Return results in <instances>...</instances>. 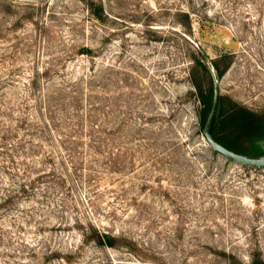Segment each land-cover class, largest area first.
Masks as SVG:
<instances>
[{"label":"rangeland","instance_id":"374dc122","mask_svg":"<svg viewBox=\"0 0 264 264\" xmlns=\"http://www.w3.org/2000/svg\"><path fill=\"white\" fill-rule=\"evenodd\" d=\"M93 2L0 0V264H264V168L205 142L196 62L264 114V0Z\"/></svg>","mask_w":264,"mask_h":264},{"label":"trees","instance_id":"16d2710c","mask_svg":"<svg viewBox=\"0 0 264 264\" xmlns=\"http://www.w3.org/2000/svg\"><path fill=\"white\" fill-rule=\"evenodd\" d=\"M82 2L87 5L90 15L92 14L96 19L100 20L102 17L101 14L103 13L102 6L98 7L100 9L99 11L98 8H93V0H82ZM180 14L186 19V27L190 28V13L181 10ZM93 53L94 51L89 47H84L78 51V54L86 55L90 57V59L94 58ZM196 62L202 72L209 78V86L205 93L197 86L200 100L203 104L200 121L204 130L212 106L213 84L207 65L201 60H197ZM211 64L215 70L216 77L220 79L223 71L219 69L215 60L212 59ZM212 136L214 141L230 151L246 156H259L264 153V150L260 147V142L264 140V114L254 113L236 103L224 109L222 106V97L220 95L218 115ZM213 154L216 153L213 151ZM26 188L27 187L24 186L23 190L25 191ZM82 236L84 242L93 241L99 246H108L112 248L117 247L119 245L118 241L124 239L123 237L121 238L110 232H106L104 229L94 224H90L85 232L82 233ZM125 246L130 247V245ZM72 259L73 257L68 259L67 262H71L69 260Z\"/></svg>","mask_w":264,"mask_h":264},{"label":"water","instance_id":"95a60500","mask_svg":"<svg viewBox=\"0 0 264 264\" xmlns=\"http://www.w3.org/2000/svg\"><path fill=\"white\" fill-rule=\"evenodd\" d=\"M206 59V57H205ZM209 73L212 79L213 84V94H212V106L207 118L204 130H203V138L205 142L211 147V149L216 153L229 161L238 163L240 165L246 167H253L256 169L264 168V153L259 156H246L242 154L235 153L233 151L228 150L227 148L223 147L213 139V130L216 123L218 109H219V102H220V92L218 87V78L216 77L215 70L211 64L206 60ZM260 147L264 150V140L260 142Z\"/></svg>","mask_w":264,"mask_h":264},{"label":"bare ground","instance_id":"6f19581e","mask_svg":"<svg viewBox=\"0 0 264 264\" xmlns=\"http://www.w3.org/2000/svg\"><path fill=\"white\" fill-rule=\"evenodd\" d=\"M218 86H220V85H218Z\"/></svg>","mask_w":264,"mask_h":264}]
</instances>
